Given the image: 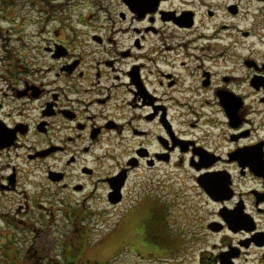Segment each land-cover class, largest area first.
<instances>
[{"label": "flooded vegetation", "instance_id": "obj_1", "mask_svg": "<svg viewBox=\"0 0 264 264\" xmlns=\"http://www.w3.org/2000/svg\"><path fill=\"white\" fill-rule=\"evenodd\" d=\"M180 173L187 235L162 224ZM131 180L122 254L264 264V0H0V252L102 263L86 220Z\"/></svg>", "mask_w": 264, "mask_h": 264}, {"label": "rangeland", "instance_id": "obj_2", "mask_svg": "<svg viewBox=\"0 0 264 264\" xmlns=\"http://www.w3.org/2000/svg\"><path fill=\"white\" fill-rule=\"evenodd\" d=\"M189 184V181H187V179H185L180 173L179 180L169 184V186L172 187L175 192L177 190L178 197H175L174 195V201L178 206L161 207L162 210L167 214L165 220L168 218L172 225L169 226L165 223L162 224H164L166 230H169L172 233H176L177 231H183L184 233L190 232L191 230L192 232H197V225L195 224V222L197 221L199 215H197L196 208H203L205 206H194V200L192 199L193 196L189 191ZM150 193L152 195V198H162V201H164L166 197L169 198V195H167V193L163 191H158L156 189L150 191ZM143 196L144 191L141 190L139 184L137 185L134 180H131L129 188L126 192L125 201L122 205L114 208H111L109 206H91L93 212H95V214L98 213L100 215L96 217H90L86 220L85 224L89 225L91 230L90 239L88 242L91 246L99 247V256L98 254H96V250L94 251V253L86 252L84 255L85 261L99 260L102 262H92V264H108L106 261H109V264H158L157 262H154V260L139 259L136 255L132 253L130 255L122 254L121 252L123 250L121 248V245L119 244L122 237L127 235L126 230L127 226L130 223L128 215L130 216V218L132 217V215H130V212L132 211V214H135V212H137L135 210L139 209V214H143L146 209L151 207L142 206V204L144 203V200H142ZM176 198L178 199L176 200ZM167 207H169L168 210L166 209ZM163 217L164 216H162L161 218ZM104 220H106V222H104ZM118 226V230H116L115 234L112 235V230ZM154 234L155 227L152 226L150 228V235L148 236V239L150 241L153 240ZM184 235L187 234L184 233ZM109 241H111V243H109ZM29 244L30 243H25L24 241L17 244V248L19 249L20 255L19 258L16 257V253H13L9 257H7L0 252V264H21V257L23 258V255L25 253L24 249ZM44 244L51 246L52 243L44 242L43 245ZM112 244H114L116 248L119 247L118 252L116 251V254L121 253L116 258H112L116 255H112Z\"/></svg>", "mask_w": 264, "mask_h": 264}, {"label": "water", "instance_id": "obj_3", "mask_svg": "<svg viewBox=\"0 0 264 264\" xmlns=\"http://www.w3.org/2000/svg\"><path fill=\"white\" fill-rule=\"evenodd\" d=\"M125 180L126 178H122V184L118 186L117 189L114 188V192L112 193V197H114L113 199L114 204H118L122 201L121 189L124 187Z\"/></svg>", "mask_w": 264, "mask_h": 264}]
</instances>
